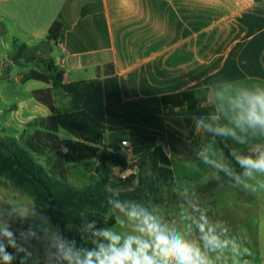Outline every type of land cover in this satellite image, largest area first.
I'll return each instance as SVG.
<instances>
[{
    "label": "trees",
    "instance_id": "obj_1",
    "mask_svg": "<svg viewBox=\"0 0 264 264\" xmlns=\"http://www.w3.org/2000/svg\"><path fill=\"white\" fill-rule=\"evenodd\" d=\"M62 29L61 21L55 20L38 47L14 46L12 61L37 62L51 87L32 92L34 100L49 111L46 118L33 122V132L20 144L15 138L0 137V177L33 201L27 216L18 219L16 231L0 236V263L18 242L31 237L44 243L53 256L63 257L71 248L83 259L98 243H107L93 233L116 224V217L109 214L117 202L123 206L186 204L176 190L180 179L171 160L197 162L205 154L206 138L217 140L223 162L202 183L190 184L193 201L199 204L212 198L220 187L233 188L244 196L236 185L245 173L237 157L255 158L264 145L239 152L234 149L226 131H218L225 129L209 88L123 101L113 78L63 84L56 79L57 68L49 57ZM26 78L44 82L36 75ZM58 90L70 98L66 109L56 106ZM124 140L130 144L132 161L122 146ZM45 155H54L57 170L90 164L94 178L76 185L51 177L38 161ZM128 168L133 172L120 177ZM191 213L194 220L202 216L199 207ZM209 225L218 234L229 232Z\"/></svg>",
    "mask_w": 264,
    "mask_h": 264
},
{
    "label": "crops",
    "instance_id": "obj_2",
    "mask_svg": "<svg viewBox=\"0 0 264 264\" xmlns=\"http://www.w3.org/2000/svg\"><path fill=\"white\" fill-rule=\"evenodd\" d=\"M55 20L62 37L49 57L59 82L113 78L123 101L209 88L234 149L264 145V129L237 123V102L264 92V0H0V34L14 46L38 47ZM204 143L197 162L171 160L179 185H198L222 164L217 140ZM242 178L250 200L264 207V172ZM177 218L160 220L172 228ZM37 247L28 246L22 264H43ZM244 250L264 264V231Z\"/></svg>",
    "mask_w": 264,
    "mask_h": 264
},
{
    "label": "rangeland",
    "instance_id": "obj_3",
    "mask_svg": "<svg viewBox=\"0 0 264 264\" xmlns=\"http://www.w3.org/2000/svg\"><path fill=\"white\" fill-rule=\"evenodd\" d=\"M15 54L16 50L12 42L0 34V137L15 138L20 144L28 136L27 134L35 130L33 122L49 114L47 109L39 105L32 95L34 90L44 89V83L26 77L35 72H39L38 74L42 77H48V75L35 61L22 60L20 64L14 63L11 58ZM54 96L58 108L66 109L69 106L70 98L62 91L58 90ZM64 134L61 132L60 136L64 138ZM38 161L51 177L64 182L70 180L76 185H81L94 178L90 164L57 170L54 155L42 156ZM236 185L243 190L244 196H240L233 188L220 187L215 190L212 198L196 204L193 201L192 186L183 183L176 190L187 201L184 205L130 203L124 206L126 208H131L133 205L139 206L159 219L161 216L168 219L179 217L177 218L179 221H176L178 223L173 222L175 225L172 228L184 235L186 239L198 243L212 264H254L250 250H244V245L249 247L251 235L255 237L258 231H264L260 225L261 219L264 218V207L260 205L261 202L250 200L243 187V185L247 186L244 178L238 179ZM32 207L31 198L15 190L8 180L0 177V236L13 234L16 231L18 219L27 216ZM194 207H199L209 224L230 231L222 234L216 233L221 240L229 242L226 248L215 251L204 248L200 240L201 233L193 224L194 219L191 212ZM109 215H114L117 220V223L109 229L121 235L135 234L133 232L134 222L130 221L120 209L111 210ZM118 220L122 223H118ZM35 241L38 245L35 249L36 258L41 257L43 264H69L65 256L49 254L45 244L34 237L18 242L8 256L9 259L3 264H22L24 255L29 250L28 246L34 244Z\"/></svg>",
    "mask_w": 264,
    "mask_h": 264
},
{
    "label": "clouds",
    "instance_id": "obj_4",
    "mask_svg": "<svg viewBox=\"0 0 264 264\" xmlns=\"http://www.w3.org/2000/svg\"><path fill=\"white\" fill-rule=\"evenodd\" d=\"M237 107L240 109L237 123L264 129V92L245 93L237 102ZM237 162L245 169V175L251 176L253 170L264 172V151L255 158L239 156ZM115 207L134 222L135 234L121 235L112 229L98 230L93 235L107 243H98L97 249L88 252L83 259L69 248L65 254L69 264H212L198 243L186 239L147 210L136 205L126 208L119 202ZM118 223L122 222L118 220ZM193 223L201 233L200 240L205 249L215 251L228 246L229 242L220 239L203 215ZM8 259L6 256L5 260Z\"/></svg>",
    "mask_w": 264,
    "mask_h": 264
},
{
    "label": "built area",
    "instance_id": "obj_5",
    "mask_svg": "<svg viewBox=\"0 0 264 264\" xmlns=\"http://www.w3.org/2000/svg\"><path fill=\"white\" fill-rule=\"evenodd\" d=\"M122 146L125 148V151L127 153V158L129 161H131L132 154H131V149H130V144L128 141L124 140L122 141ZM133 172L132 168H128L125 172L120 174V177L124 178L127 175L131 174Z\"/></svg>",
    "mask_w": 264,
    "mask_h": 264
}]
</instances>
